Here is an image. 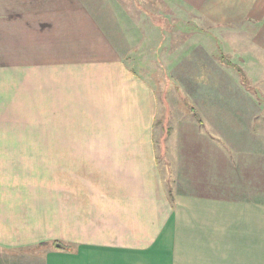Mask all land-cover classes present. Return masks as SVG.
Here are the masks:
<instances>
[{
  "label": "crops",
  "instance_id": "1",
  "mask_svg": "<svg viewBox=\"0 0 264 264\" xmlns=\"http://www.w3.org/2000/svg\"><path fill=\"white\" fill-rule=\"evenodd\" d=\"M12 3L0 32L18 39L1 40L11 58L0 60V264H264V110L212 109L224 140H200L225 146L210 159L224 171L195 181L198 172L178 169L171 197L155 156L153 89L87 1L0 0ZM190 4L215 24L258 22L264 46V0ZM31 31V42L19 39ZM27 115L49 124L48 138L26 137ZM191 159L179 168L211 169Z\"/></svg>",
  "mask_w": 264,
  "mask_h": 264
},
{
  "label": "rangeland",
  "instance_id": "2",
  "mask_svg": "<svg viewBox=\"0 0 264 264\" xmlns=\"http://www.w3.org/2000/svg\"><path fill=\"white\" fill-rule=\"evenodd\" d=\"M86 1L106 28L125 65L153 89L156 101L152 131L155 156L164 188L171 197L180 191L176 186L178 169L198 172L199 179L195 181H206L211 172H223L224 168L214 171L212 168L223 164L215 162L213 165L210 159L216 160L213 153L225 152V146L210 142V148L200 139L207 135L224 140L223 136L217 137L222 133L213 131L210 126L209 114L214 108L224 112L234 106L264 110V46L259 47L253 35L258 22L215 24L205 19L190 4L191 0ZM34 6L37 7L35 3H28L23 10H38ZM113 6L121 12V19H114ZM3 7L12 11L15 4H0V32L4 26L1 15L7 13ZM42 11L49 10L43 8ZM33 34V31L21 33L19 39L31 42ZM3 38L17 43L16 30L14 34L0 38V60L9 57L2 51ZM14 47L17 49V44ZM23 47L20 52L28 50ZM9 54L21 53L10 51ZM220 88L226 92L224 97L230 94L234 97L229 100L216 95L205 96ZM2 103L0 100L1 110ZM9 107L4 105L11 112L21 111L16 105ZM23 118L27 138H34L35 134L48 138V132L44 131L49 130L47 122L34 124L33 115L20 117ZM35 128L39 132L33 133ZM203 158L209 160L208 168L211 169L194 162L179 168L185 160L201 162ZM223 176L220 174L218 179ZM41 179H47V176Z\"/></svg>",
  "mask_w": 264,
  "mask_h": 264
}]
</instances>
